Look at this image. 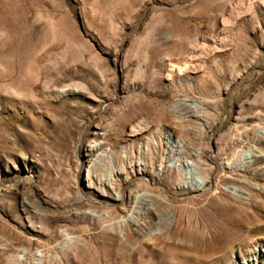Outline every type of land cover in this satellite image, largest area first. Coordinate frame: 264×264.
I'll return each mask as SVG.
<instances>
[{"label": "rangeland", "instance_id": "374dc122", "mask_svg": "<svg viewBox=\"0 0 264 264\" xmlns=\"http://www.w3.org/2000/svg\"><path fill=\"white\" fill-rule=\"evenodd\" d=\"M261 243L264 0H0V264Z\"/></svg>", "mask_w": 264, "mask_h": 264}, {"label": "bare ground", "instance_id": "6f19581e", "mask_svg": "<svg viewBox=\"0 0 264 264\" xmlns=\"http://www.w3.org/2000/svg\"><path fill=\"white\" fill-rule=\"evenodd\" d=\"M166 135H167V137L169 138V139H171V134H170V132L167 130L166 131ZM170 141V140H169ZM175 142V141H174ZM173 143V142H172ZM176 145H179L178 143H175ZM97 146V145H96ZM95 147V146H94ZM110 157H112V154L111 155H109ZM186 173H187V175H188V177H189V179H190V181L192 182V184H195L196 186H197V188H199V187H201L202 185H203V183L205 182V181H203L199 176H198V173H197V169L195 168V167H191L190 169H187L186 170ZM208 183V182H207ZM206 183V184H207ZM205 184V183H204ZM80 201H81V199H80ZM231 239H233V238H231ZM228 242V241H227ZM232 242V241H231ZM225 243V242H224ZM223 243V244H224ZM230 243V242H229ZM226 244V243H225ZM227 245H229V244H227ZM223 246H225V245H223ZM260 246H261V248H263L264 249V245H263V243H261L260 244ZM226 247V246H225ZM261 253L262 252H260V254L258 255L257 254V252H255V254H254V258H256V260H258V262L260 263V264H264V256H262L261 255ZM242 261H243V264H244V261H245V259H242ZM250 261V260H249ZM235 262H234V260H232L231 262H230V264H234ZM148 264V263H147Z\"/></svg>", "mask_w": 264, "mask_h": 264}]
</instances>
